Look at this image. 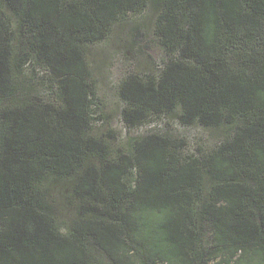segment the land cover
Segmentation results:
<instances>
[{
  "label": "trees",
  "instance_id": "1",
  "mask_svg": "<svg viewBox=\"0 0 264 264\" xmlns=\"http://www.w3.org/2000/svg\"><path fill=\"white\" fill-rule=\"evenodd\" d=\"M129 21L165 56L121 118L209 150L94 132L88 48ZM0 264H264V0H0Z\"/></svg>",
  "mask_w": 264,
  "mask_h": 264
},
{
  "label": "rangeland",
  "instance_id": "2",
  "mask_svg": "<svg viewBox=\"0 0 264 264\" xmlns=\"http://www.w3.org/2000/svg\"><path fill=\"white\" fill-rule=\"evenodd\" d=\"M141 15L136 16V18H141L139 25L150 34L152 32L151 22L148 17L145 18L144 15L141 17ZM135 24L138 23L132 21L125 23L124 29L116 28L109 39L88 48V55L95 69L93 75L96 88L94 132L104 133L107 130H113L120 135L121 139L125 140L126 137L142 134L147 129L166 130L173 136L185 137L188 140L190 151L199 147L205 151L209 150L217 138L218 132L216 131L195 125L185 126L176 117L162 116L146 121L142 123V127L136 128L129 126L121 118L119 111L123 103L119 99L118 92L121 80L132 71L145 74L161 64L165 56L164 50L157 43L148 44L146 41H141L138 46L132 48L128 38L129 32ZM25 69L28 74L30 66ZM43 71L39 69L40 73Z\"/></svg>",
  "mask_w": 264,
  "mask_h": 264
}]
</instances>
